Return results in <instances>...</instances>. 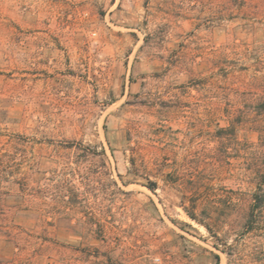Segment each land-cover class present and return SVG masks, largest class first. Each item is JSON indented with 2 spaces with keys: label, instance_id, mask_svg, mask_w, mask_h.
Returning <instances> with one entry per match:
<instances>
[{
  "label": "rangeland",
  "instance_id": "374dc122",
  "mask_svg": "<svg viewBox=\"0 0 264 264\" xmlns=\"http://www.w3.org/2000/svg\"><path fill=\"white\" fill-rule=\"evenodd\" d=\"M224 1L0 0V264H264L255 155L207 126L263 90L208 92L253 41Z\"/></svg>",
  "mask_w": 264,
  "mask_h": 264
},
{
  "label": "trees",
  "instance_id": "16d2710c",
  "mask_svg": "<svg viewBox=\"0 0 264 264\" xmlns=\"http://www.w3.org/2000/svg\"><path fill=\"white\" fill-rule=\"evenodd\" d=\"M220 12L221 14L230 13L233 20L240 21V27L253 35V41L251 43L234 42L232 45L224 47L213 64L214 69H218L217 75L222 77L223 82L216 90L209 88L208 92L212 93L215 98L225 99L232 92H238L241 87L234 88V86L244 83L247 77L251 82V84H247L249 88L263 86V90L255 95L251 110L227 112L216 120L209 119L207 126L215 125L219 128L216 137L221 139L224 150H227L232 144L239 148V153L253 152L255 155L254 173L258 181L256 184L258 190H262L264 185V0H225ZM234 12L236 13L234 14ZM251 69L253 72L250 75L247 74ZM209 80L204 79L199 84L206 88V85L210 84ZM223 124L224 126H222ZM249 131L257 133L258 141L256 143H248L247 136L244 143L241 141V133ZM18 183L21 186L22 197L24 196L23 198L26 199L25 197L30 195L26 194L28 186L26 178H21ZM176 183H179V180ZM147 187L155 192L157 183L150 182ZM186 197L184 193L182 199L186 200ZM190 202L195 205L196 199L191 197ZM182 206L193 221L206 224L200 214L195 212V206L186 208L184 201H182ZM263 211L264 198L262 199L259 194H255L254 204L251 206L246 223H254L255 213L262 214ZM216 259H219V256H216Z\"/></svg>",
  "mask_w": 264,
  "mask_h": 264
}]
</instances>
